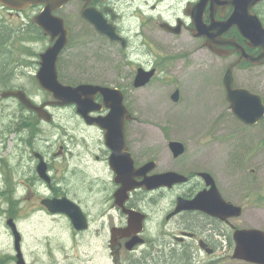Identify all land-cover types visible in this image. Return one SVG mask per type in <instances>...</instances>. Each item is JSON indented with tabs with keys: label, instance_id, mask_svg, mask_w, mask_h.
Masks as SVG:
<instances>
[{
	"label": "flooded vegetation",
	"instance_id": "af4514ba",
	"mask_svg": "<svg viewBox=\"0 0 264 264\" xmlns=\"http://www.w3.org/2000/svg\"><path fill=\"white\" fill-rule=\"evenodd\" d=\"M232 1L207 0L205 4L202 0H90L87 4L85 0H74L70 8L74 14L68 17L64 14L68 5L58 10L56 15L63 18L66 25L76 20L89 26L90 35L83 41L76 39V49L87 50L85 53L94 55L98 64H103L110 56L109 61L112 64V68L103 67L83 72L76 82L69 84L65 82L64 77H60L64 52L57 63L59 80L72 86L92 84L115 89L118 96L122 97L124 108L123 112L118 114L117 120L107 121L110 109L100 93L91 97L87 115L79 113L78 105L75 104L62 107L74 110L76 125L73 135L67 140L60 139L56 145L44 144V139H41L39 133H32L29 115L37 118L38 116L27 109L19 97L8 95L23 92L38 106L51 102L37 101L27 92V85L16 82L15 76L29 80V56L20 67L15 68L14 52H4L7 71L0 81L3 100L0 109L8 102H11L12 106L17 103L20 109L0 118V199L9 208L4 211V214H8L7 218L4 217V228L12 242L9 251L0 247V264L19 262L14 228L21 235L24 264H30L27 258L30 255V237L24 228L28 224L21 221H29L30 211L67 219L75 238L93 234L94 243L107 246L113 262L119 264H134L127 256L139 260L138 264H144V260L150 256L154 259L151 264H207L206 260L224 261L230 251H234V232L240 229L239 224L246 212V203H262L264 187L262 194L258 189L252 192L249 190L250 194H247L241 204L234 202L232 193L237 191V186L234 185L238 178L237 165L230 157L232 168L231 174L228 175L225 171L229 162L223 168L211 164V154H215L216 150L208 144V140L219 142L220 139L227 142L236 138L241 131L233 129L231 133H227L230 118L242 128H254L264 122V117L253 126L238 119L228 101L223 78L222 82L209 87L210 91L215 89L214 91L222 94L219 102L227 107L226 112L214 109L210 116L213 121H223L219 124L223 129L217 132L216 128L205 127L196 134L192 133L190 128V103L186 101L188 35L200 51L207 52L220 61H230L227 71L231 65L238 62L234 68V77L237 68H246L250 76L249 85L238 87L235 79L234 87L244 88L261 96L264 104L263 49L246 39L236 25L229 28L222 25L235 12ZM86 4L88 9L101 14L108 25L116 27L120 40L112 41L108 36L99 34L95 27L83 18ZM252 13L264 26V1L256 4ZM23 14L0 2V22L8 26L10 37L13 36V19ZM200 21L205 27L203 35H200L197 27V22L201 24ZM214 24L217 26L212 28ZM80 44L83 46L79 47ZM176 48L181 52H174ZM111 57L117 58L114 64ZM98 58L103 63H100ZM178 61H183V71L175 73L174 67ZM35 68L37 71L40 69V61ZM150 73L149 81L144 86L136 87L139 75L147 76ZM149 89L157 90V97L162 102L150 115L153 124L148 129L144 127L143 122L147 119L146 115L140 112L139 108L142 106L143 91ZM160 91L165 95L164 100L160 99ZM47 107L49 108L48 105ZM52 108L60 107L53 106L49 110ZM202 109L198 118L204 121L209 114L205 112L202 118ZM26 110L30 114H26ZM181 121L185 123L181 124ZM178 124H181L182 128L175 129ZM68 141L70 143H67ZM174 141L184 145L183 154L175 156L171 147ZM15 150L19 152L17 166L12 165L10 161ZM261 150H252L250 159L258 156L263 160ZM6 156L8 158H5ZM68 156L73 161L74 178L83 180L82 185L89 188L90 196L85 200L80 198L78 192L70 194L62 188V181L59 180L61 169L57 163L64 164L63 160ZM41 163L46 165V174L50 181L38 170ZM214 167L222 169L223 176ZM256 171L257 177L264 181V173L257 168L251 170L252 173ZM174 172L186 177V181L152 191L143 186L151 177ZM203 174L213 177L220 195L226 202L242 207L240 217L230 216L223 220L205 211L190 210L176 214L180 198L193 201L198 194L210 191L211 187L207 185ZM124 182L134 186V189L129 191L127 199H118L116 194ZM23 196H26L27 200L21 199ZM55 198H68L79 206L85 216L87 229L78 231L67 215L52 214L42 204L45 199ZM35 199L40 202L32 208L30 203ZM21 200L27 209V216L22 219L17 218V215L24 206L21 203L15 208V202ZM204 202L208 208L214 209L216 198L208 195ZM36 228L42 229L40 226ZM134 239L138 243L130 250L128 245ZM225 249L230 251L224 255L220 254Z\"/></svg>",
	"mask_w": 264,
	"mask_h": 264
},
{
	"label": "rangeland",
	"instance_id": "374dc122",
	"mask_svg": "<svg viewBox=\"0 0 264 264\" xmlns=\"http://www.w3.org/2000/svg\"><path fill=\"white\" fill-rule=\"evenodd\" d=\"M72 6L73 3H70L67 6V10L64 12L67 17L74 14L70 9ZM41 8L42 6H32L25 10L22 17L15 16L12 24L15 30L23 28L30 29V26L35 23L34 19L40 13ZM67 25L71 30L74 45L65 51V55L63 56L64 62L63 65L61 63L60 67V77H64L63 79L65 82H68L69 84L76 82L77 79L81 77V74L86 71L99 70L103 67L106 69L112 68V64L109 61L110 56H108V60L106 59L104 63L99 61V57L98 61L103 64H98L94 55L85 53L87 50L76 49V47H78V41H76V39L83 41L90 35L91 31L87 24L75 20L74 23H68ZM29 38L30 35L28 36V39ZM28 45L32 47L33 50L29 57L30 74L27 75L29 80L22 78V76H15L16 82L27 85V92H29L30 96L32 98L34 97L37 101H52V95L41 88L35 77L37 74L35 67L37 66V62L40 61V54L50 47V39L49 37H46L40 41H33V43H31V40L29 39ZM15 46L16 44L14 41V47ZM82 46L83 44L79 45V47ZM13 51L17 52L16 55H18L19 51ZM174 52L181 51H178L176 48ZM111 58L114 64L117 58ZM228 62L230 61H220L215 56L200 51L197 49V45L190 40L188 35H186V101L188 100L190 103L189 124L192 133H200L205 127L216 128L217 132H220L223 129L219 126L223 121H213L210 119V116L214 109L226 112L227 107L219 102V98L222 97V94H219L217 90L214 91L215 89L210 91L209 87H213L214 84L223 81L229 65ZM183 66V61L176 62L174 72H182ZM235 79L236 86L247 87L249 85L250 76L246 68H237L235 70ZM160 93V99L164 100V93L161 91ZM2 102L3 100L0 91V107ZM160 102L162 101L157 97V90L149 89L148 91H143L142 106H140L139 111L146 115L147 119L143 120L145 128L149 129L151 124H153L150 115L155 112V108L160 107ZM10 103L11 102L6 103L5 106L0 109V118L5 117L6 114L13 110L18 111L20 109V106L17 103H14L13 106ZM201 109L202 118L205 112L209 114V117L204 121H201L198 118ZM49 112L53 114V121L51 123H45L42 120L39 121L37 117L29 115L30 128L32 133H39L41 135V139H44V144L56 145L59 143L60 139L67 140L73 135L76 125L75 112L72 108H52ZM25 113L30 114L27 110ZM184 123L185 121H181V124ZM181 124H178L174 128H182ZM228 124L227 133H231L233 129H237L241 132H239L236 138L227 142L220 139L219 142L216 140H208V144L214 146V149L216 150L215 154H211L210 163L223 168L229 162L225 172L230 175L232 168L230 165V157H232L233 162L237 165L238 176L234 184L237 186V191H234L232 196H234V202L241 204L243 199H246L250 192L258 189L260 194L263 193L264 181L257 177L258 171L252 173L251 170L257 168L264 173V122H261L254 128H242L241 125L235 124L230 118ZM191 139L194 140L193 137H191ZM206 139H208V137ZM67 143H70V141ZM71 148L72 146L69 144V149ZM208 149L210 148H207V150ZM259 149H262L263 160H260L258 156L251 160L249 155L252 150ZM18 154V150H15L14 157L10 160L12 165H18ZM5 158L8 157L6 156ZM63 161L64 164L57 163L58 168L61 169L59 180L62 181V188L70 194L78 192L80 198L83 200L87 199L90 196L88 192L89 188L82 185V183L84 184L83 180H77L74 178L72 158L68 156ZM203 166L205 167V165ZM215 169L223 176L224 172L222 169ZM1 185L2 181L0 180V186ZM21 199L27 200V197L23 196ZM23 200L15 202V208L19 207ZM39 202L38 199H35L30 203L32 204L31 207L33 208L34 204H39ZM23 206L24 208L19 210L17 218L22 219L27 216L26 205ZM7 210H9L8 206L3 204L0 199V247L9 251L12 246L11 237L4 228L5 218H7L6 215H8L4 214V211ZM28 215H30L29 221L24 219L21 221L22 223L28 224L24 228L30 237L28 249L30 255L27 256L30 264H119L118 262H113L107 246L96 245L94 243L95 237L93 234H87L75 238L67 219L63 217L54 218L48 215L33 213V211H30ZM38 226L42 229H37L36 227ZM239 228H256L264 230V201L257 205H248L246 203V212L241 217ZM229 251L230 250L225 249L222 250L220 254L224 255ZM232 256L233 251H230L229 256L226 257L224 261L218 262L206 260V262L207 264H248L246 262L233 260ZM127 258L133 261L134 264L140 262L139 260H135L134 257L127 256ZM144 261V264L154 263V259L151 256Z\"/></svg>",
	"mask_w": 264,
	"mask_h": 264
},
{
	"label": "water",
	"instance_id": "95a60500",
	"mask_svg": "<svg viewBox=\"0 0 264 264\" xmlns=\"http://www.w3.org/2000/svg\"><path fill=\"white\" fill-rule=\"evenodd\" d=\"M72 1L74 0H0L2 4L14 7L15 10L20 12L32 6H43L42 12L35 17L34 22L43 30L45 35L49 36L52 43L45 52L40 54V69L36 74V78L41 88L52 95L53 101L38 106L23 92L11 93L8 95L19 97L27 109L33 111L38 118L50 123L53 116L49 112L47 105L49 107H65L75 104L78 105L79 113L87 115L90 111L89 106L92 102L91 97L100 93L104 96L106 105L110 109V114L106 120L113 122L117 120L118 114L122 113L124 108L122 106V97L118 96L117 90L92 84H81L79 86L66 85L59 80L57 63L59 57L69 46L70 31L66 27L65 20L55 15V13ZM262 1L264 0H233L232 4L235 7V12L232 17L227 22L222 23V25L228 28L236 25L246 39H249L254 46L262 48L264 52V26L260 19L252 13V8ZM85 2L88 4L90 0H85ZM206 2L207 0H202V3L206 4ZM87 4L82 13L83 18L93 25L99 34L108 36L112 41L120 40L116 27L112 24L108 25L105 21L106 19L93 9H88ZM215 26L217 25L214 24L212 28ZM197 27L200 35H203L204 25L197 22ZM237 64L238 62L231 65L224 77L228 101L231 103L232 110L238 119L246 125L253 126L264 117L263 99L261 96L247 89L234 87V68ZM148 76H151V73L147 76L140 74L136 81V87L144 86L149 81ZM174 99H177V94H175ZM171 147L175 156H179L184 152V145L181 142L174 141L171 143ZM38 170L43 177H46V179L50 181V177L46 174V165L44 163L38 166ZM202 176L206 179L207 185L211 187L210 191L198 194L193 201L180 198L178 200L176 214L184 210H190L205 211L211 215L219 216L223 220L230 216L240 217L242 215V207L226 202L222 198L210 174H203ZM185 181L186 177L174 172L151 177L143 186L149 191H152L162 187H172L175 184ZM132 189H134V186H130L124 182L122 188L117 192L116 197L118 199L121 197L127 199V194ZM208 195L216 198L214 209H210L205 205L204 200ZM42 204L45 205L52 214L62 213L67 215L78 231L87 229V222L81 208L70 199H45L42 201ZM14 234L16 237L18 264H24L21 252V235L16 228H14ZM234 241V260L249 264H264L263 230L238 229L234 232ZM137 243L136 239H134L128 245V249L132 250V247L137 245Z\"/></svg>",
	"mask_w": 264,
	"mask_h": 264
},
{
	"label": "trees",
	"instance_id": "16d2710c",
	"mask_svg": "<svg viewBox=\"0 0 264 264\" xmlns=\"http://www.w3.org/2000/svg\"><path fill=\"white\" fill-rule=\"evenodd\" d=\"M29 35L31 43H33V41H40L46 38L44 32L35 23L30 26V29L23 28L15 30V28H13V36L10 37L8 26L0 22V81H2V78L7 71L6 56H4V52H14L13 50L19 51L18 55H16L17 52H14L15 68L20 67L25 62V58L31 56L30 54L33 50L32 47L28 45ZM14 41L16 44L15 47ZM73 45L74 43L72 39L68 48Z\"/></svg>",
	"mask_w": 264,
	"mask_h": 264
},
{
	"label": "bare ground",
	"instance_id": "6f19581e",
	"mask_svg": "<svg viewBox=\"0 0 264 264\" xmlns=\"http://www.w3.org/2000/svg\"><path fill=\"white\" fill-rule=\"evenodd\" d=\"M29 126H30V125H29ZM24 127H25V126H24ZM32 135H33V134H32ZM35 135H36V134H35ZM22 156H23V155H22ZM22 156H21V157H22ZM22 159H23V158H22ZM30 159H31V158H30ZM28 160H29V158H28ZM21 161H22V160H21ZM23 162H24V161H23ZM28 162H29V161H28ZM28 162H27V163H28ZM32 162H33V161H32ZM16 164H17V163H16ZM30 164H31V163H30ZM11 168H12V167H11ZM19 168H20V166H19ZM8 170H9V169H8ZM11 171H12V170H11ZM8 189H11V188H8ZM7 197H8V196H7ZM87 201H88V200H87Z\"/></svg>",
	"mask_w": 264,
	"mask_h": 264
}]
</instances>
